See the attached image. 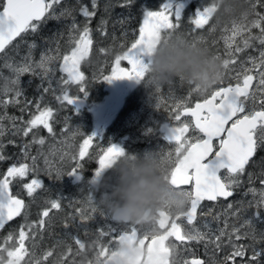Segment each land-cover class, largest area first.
Listing matches in <instances>:
<instances>
[{"label":"snow or ice","instance_id":"6c2138e0","mask_svg":"<svg viewBox=\"0 0 264 264\" xmlns=\"http://www.w3.org/2000/svg\"><path fill=\"white\" fill-rule=\"evenodd\" d=\"M61 3L62 0H0V53H4L13 41L23 34L38 32L49 20L59 21L62 17L71 20L66 25V51H61L59 43L63 33L57 32L45 42L49 46L41 52L39 60L32 57V50L36 48V44L32 43L28 45V54L22 58L21 63L5 65L15 73V79L9 82L11 87L6 86L0 90V95L4 97L0 99V107L18 105L21 113H29V118L25 120L23 115L8 116L6 112L0 115V161L9 159L4 154L2 141L6 133L21 138H27L31 134L32 138L19 145L20 158L11 164L5 173L0 174V229L21 215L25 220L17 234L10 233L3 243H0V264H46L49 258L53 257L54 251L51 249L45 250L39 256L34 251L30 252L27 242H31L33 249L38 246L37 237L42 239L44 231L50 227L54 210H63V200H68L67 206L74 209L63 223L66 230L74 226H84L96 215L113 219L104 212L103 199L97 202L90 191L86 197V206H77L82 202L63 194L57 198L45 199V206L38 214L39 219L29 222V205L19 193L12 191L14 182L19 183L22 190L34 201L38 190L47 191L40 178L41 173L55 182L65 177L80 180L83 176V161L91 158L89 150L93 141L99 140L95 133L85 136L81 132L78 134L84 138L75 154L66 150L71 147L66 140L60 141L62 147L56 151L44 153L42 149H38L36 155L30 152L33 145L43 146L46 142L45 137L38 136L41 127L49 135H56L53 127L55 110L48 105L42 106L45 94L51 93L61 107L67 104L73 111L80 94L87 95L88 81L81 65L89 58L94 43L90 24L96 16L97 0H91V8L86 5L79 7V13L84 17L82 25L76 21L71 9L65 8L57 14L56 7ZM135 3L136 0H123L120 6L130 8ZM257 6L264 8V0H255L251 3L249 12H245L239 22L233 20L231 28L226 26L223 30L225 34L221 39L224 43L225 58L221 59L219 54L215 56L221 60L225 73L235 72L234 76L229 77L228 83L225 85L222 74L211 91L202 94L198 87L192 88L188 97L176 99L165 108L169 119L175 122L165 125V139L171 148L167 153L154 155L162 165L166 181L185 197L182 208L177 212L158 209L152 230L142 231L136 227V223L131 222H128L130 226L124 229L114 226L107 229L101 227L98 236H110L111 239L107 246H98L95 264H112L113 258L121 254L125 245L136 243L149 253L148 256L140 258V264H176L174 259H170L176 245L166 243L169 238L181 245L197 242L203 243L206 249L211 245L217 251L221 250L223 241L227 239L232 250L224 257V264H235L237 257L243 258L246 255V246L236 242L248 237L256 241L255 224L264 223V178L260 179V189L250 187L243 194L247 196L251 193V200L229 202L220 212H216L214 207L221 199L228 201L234 196L235 190L242 183L241 178L246 173L249 183L253 182V174L248 173L247 169L257 163L258 153L264 151V14L256 11ZM181 7H174L171 2L162 4L159 10H147L141 6L142 23L138 33L133 30L135 38L130 46L115 54L110 74L94 75L93 80L111 83L114 79H129L142 83L147 77L151 56L156 47L172 39L181 28L184 20L180 14ZM217 10L216 0L206 5L200 4L195 16L188 20L192 26L190 33L199 32L209 25ZM249 15L255 18L249 20ZM127 21L128 17H125L117 23L123 27ZM106 25L107 20L102 19L98 28L102 35H107ZM254 29L258 30V34L253 33ZM214 30L213 25L210 31ZM124 35H128L127 31ZM190 42L192 46H196L205 41L203 36H199ZM256 42L259 44L258 55L247 53L248 49L255 47ZM52 44L55 47H52ZM99 51L101 54H107L109 50L100 48ZM124 61L127 62L126 67L121 66ZM57 72L61 74L59 78L56 77ZM24 74H30L40 80L36 86L39 95L33 99H21L24 92L19 85L20 77ZM233 80L235 83H232ZM72 85L77 86L78 95L70 94ZM192 93L200 97L194 104L191 100ZM32 105L35 112L29 111V106ZM161 107V99L157 97L155 108L159 110ZM6 119L10 121V126H5ZM64 122L66 127L62 134L67 131L68 117H65ZM147 131L151 133L153 129L149 128ZM8 143L15 146L16 140H9ZM55 156L61 161L66 158L71 160L72 167L65 169L58 165L53 158ZM123 157L135 159V155L127 154L117 144L109 143L107 147L100 148L96 157L98 167L87 181L90 188L99 185L104 174ZM41 158L44 162L43 168L38 167ZM259 164L264 166V157H261ZM29 176L32 177L30 180L27 179ZM261 176L264 177V172ZM205 201L214 204L203 211ZM231 218L238 221L239 226L237 223H230ZM77 220L79 224H76ZM87 231L85 228V234ZM154 232L158 234H153ZM65 235L70 236L78 246L76 255L85 250L86 243L81 240L79 234L72 236L66 232ZM260 239L264 242V233L260 234ZM9 242H13L12 247L7 246ZM93 243L98 244V241ZM154 250L164 257L162 261L151 257L150 254ZM71 253L72 249L69 247L57 264H63ZM261 258H264V248L257 250L253 247L248 264H260ZM184 264L205 262L193 258L190 261L185 260Z\"/></svg>","mask_w":264,"mask_h":264},{"label":"rangeland","instance_id":"374dc122","mask_svg":"<svg viewBox=\"0 0 264 264\" xmlns=\"http://www.w3.org/2000/svg\"><path fill=\"white\" fill-rule=\"evenodd\" d=\"M101 1L103 3H101L102 5H99V2L97 1L96 16L92 18L90 24V27L93 30L92 36L94 40L91 54L90 57L81 65V70L85 73L88 81L86 85L88 89L87 95L85 96L83 94H80L79 96V99L83 100L84 107L76 108L73 106V111L70 105L65 104L63 107H61V105L53 98L51 93L45 94L42 106L45 105V101H50L51 103L55 102V108H53L55 110L53 127L56 135L55 137L49 135L47 131L41 127L38 130V136L45 137L46 142L43 146L33 145L30 149V152L32 155H36L38 149H42L44 153L56 151L58 149H61L62 147L60 141L66 140V143L68 145H71V147H68L66 150L75 154L76 152H78L79 144L84 138L83 136L78 134L81 132L84 133L85 136L95 133L99 140H94L93 146L89 150L93 157H91L90 159L86 158L83 161V176L80 180H77L74 177H65L63 180L55 182L54 180L49 179L47 176H44L41 173L40 178L43 180L47 191L38 190L34 201L33 198L27 196L26 191L22 190L19 183L14 182L12 187L13 193H19L21 198L24 199L25 202L29 205V208L27 210L28 216L30 215V217H28L29 222L39 219L38 214L45 206V199L57 198L60 194L81 201L82 203L77 206H86V197L88 196L90 191L97 202L102 200V193L104 191L102 185L105 181L114 183V174L110 170H108L102 177L100 184L91 188L87 181L91 179L93 172L98 167L96 157L100 151V148L107 147L109 143L117 144L122 147L127 154L132 151L135 153V156H137L135 151L140 144L134 145L132 143V141L134 140V133L135 131L140 130L144 136L148 135L149 137L150 133L147 132V130L150 128V126H152L155 136H153L151 140L154 139V141H152V143L150 144L145 138H143L142 142H144L145 140V144L149 145H147L148 147H146L148 149H145L146 152L140 151L141 155H144L148 152H152L154 154H164L170 150L171 146L168 143H165L161 138L162 135L158 133V131L162 130L159 124L160 122L164 123L168 119V113L165 111V108L169 104L173 103L176 99L188 97V94L192 89L190 85L186 84L184 81H181L178 78L171 83L163 84L164 86H158L149 83L148 77H146V79L142 83H137L135 80L129 79H114L111 81V83L103 80H93L94 75H99L100 73L110 74L111 64L115 54L117 52L125 50L128 46H130L132 40L135 38L133 35V30H135L134 25H138L139 28L140 24L142 23V13L140 11L141 6H143L147 10H159L162 4L168 2H171L174 7L177 5L182 6L180 9V14L184 19L181 26V29H183V31H180L179 29L173 37L180 36L187 41H192L194 37L203 36L205 41L203 44L207 46V49L212 54H219L221 56V59L225 58L224 43L221 39V37L225 34L223 30L226 26L228 28H231L232 21L236 20L237 22H239L242 17L240 11L229 15L224 14L221 8V14H219V10H217V12L210 20L209 25H207L199 32L190 33L189 29L192 26L188 23V20L195 16V12L200 7V4L206 5V3L202 1L196 0L198 4L193 7V9L191 10L192 12H187V8L193 0H136V3L133 4L130 8L120 6L123 0H117L115 4H118L119 6H114L112 2H108L107 0ZM253 2H255V0H251L248 5L246 0H239V3L243 5V10H245L246 12H249L251 3ZM81 5H86L91 8V0H62V3L56 7V12L57 14H59L61 10L65 8L71 9L73 10L72 14L75 16L76 21L82 25L84 23V17L79 13V7ZM256 11L264 14V8H260L259 6H257ZM125 17H128V21L122 27L117 23V21ZM254 18L255 17L253 15H249V20H252ZM102 19L107 20V35H102L98 30ZM70 22V18L63 17L59 21L49 20L46 24L41 26L38 32H28L26 34H23L21 37H18L15 41H13L12 44H10L6 48L4 53H0V90L4 89L6 86L11 87L9 82L15 79V73L11 68L6 67L5 65H16L21 63L22 58L28 54L29 44H36V48L32 50V57L34 60H39L41 52L45 49V47L49 46L45 42L53 38L57 32H62L63 36L59 38V43L61 51H66L68 48V35L66 25ZM213 25L215 26V30L210 31ZM125 31H127L128 33L126 37L124 35ZM253 33L258 34V30L254 29ZM219 40L221 41L219 45L221 48H219L217 45ZM214 41L215 43H213ZM211 44H213L214 47L213 45L211 46ZM121 45H124V47L122 48ZM199 45H201V43ZM51 46L55 47L54 44H52ZM206 46L204 47L206 48ZM100 48H106L109 51L107 54H101L99 51ZM258 48L259 44L258 42H256L255 47L248 49L247 53L258 55ZM121 66L126 67L127 62H122ZM222 74L224 75L226 85L229 81V77L234 76L235 72L225 73L224 69H222ZM60 75L61 74L59 72L56 73L57 78H59ZM36 82H38V84L40 83L39 78L32 77L30 74H24L20 77L19 86L21 89H23L24 92V96L21 97L22 100L24 98L33 99L39 95V93L36 91V84L32 87L29 86L30 84ZM232 83H235V81L233 80ZM169 85L171 88H169ZM157 86L159 87V91H157ZM70 94L78 95L77 86L72 85L70 87ZM9 95H11V93ZM165 95L166 99L164 97ZM157 97L161 99L162 103V107L159 110L155 108ZM3 98L4 97L0 95V99ZM199 98L200 97H198L195 93H192V102L194 100H198ZM167 100H169V103L164 105V102L166 103ZM100 106L104 107L99 112ZM29 111L35 112L34 105L29 106ZM5 112L8 116L20 117L21 115H23L25 120L29 118V113H21L20 106L18 105L9 104L6 108L0 107V115H4ZM138 114L140 115L138 116ZM65 117H68L67 131H64L62 134V130L66 127L64 122ZM137 118L138 120L144 119V124L146 123V126L143 123H136ZM96 119H99V124L94 130ZM133 123H135L136 125L135 129L130 131L123 130V128L129 127ZM4 124L6 127L10 126V121L6 119L4 121ZM74 133L76 134L73 135ZM31 138V134L27 138H21L18 136L14 137L10 133H6V135L2 138V141L4 144V154L8 156L9 159L4 160L3 164H0V174L5 173L7 171V168L20 158L19 145L23 141L30 140ZM13 139L16 140L15 146L8 143L9 140ZM261 157H264V151L259 152V155L256 159L257 163L254 165H250L247 169L248 173L253 174V182L251 184L249 183L248 175L246 173L241 178L242 185L235 190L237 192V195H239L245 202L252 199L251 193H249L247 196L243 195L248 191L250 187H254L257 189H260L262 187L260 184V179L264 178L261 176V173L264 172V166L259 164ZM53 158L58 165L63 166L65 169H70L73 165V162L71 160H68L67 158L63 161H61L58 156H55ZM38 167H44L43 158L38 161ZM31 178L32 177L29 176L27 179L30 180ZM62 204V211L55 212L54 210V214H51L52 218L50 227H48L47 230L44 231L43 238L41 239L40 237H37L38 246L33 249L31 242H27L29 251H34L37 256L41 255L45 250L48 249L54 251L53 257H50L46 264H57V261L60 260L62 255L68 251L69 247H71V249L73 248L72 253L67 256V259L63 261V264L69 262L70 264H73L71 262V258L76 260V264H80V262L84 260L85 257H87L88 260H92L98 250V246H107L109 240L111 239L110 236H98V230L101 227L107 229L110 226H114L118 229H124L130 226L128 222H119L114 219L96 215L94 219L88 221L84 226H81L79 228L74 226L66 230L63 227L65 218L68 216L65 214V209L67 210L66 213H73L74 209L67 206L68 200H63ZM225 206L226 205H224V208ZM224 208L216 212H220ZM103 210L108 214V217H112L111 213L104 205ZM22 218L23 219L17 223H10L8 225H5L7 226L5 230H0V243H3L4 238L7 237L10 233H18L20 225L25 222L23 215ZM232 219L233 218H231L230 220L232 221ZM79 223V220H77L76 224ZM233 223H237V225L239 226L238 221H233ZM153 226L154 225H136V227H138L142 231L152 230ZM85 228H87L88 230L87 234H85ZM243 231L244 230L242 229V232ZM66 232L71 233L72 236L79 234L82 240L83 238H87L86 235H92L91 237L87 238L89 239V243H91L92 245V249L95 248L92 255L90 256L89 254L88 256L84 252L76 255L78 246L70 236L65 235ZM261 233H264V223H256L255 242L251 239V237L244 238L236 242L238 244L246 246V255L243 258L237 257L235 264H248L249 258L252 255L253 247H255L257 250L264 248V242H262L260 239ZM153 234H155V232ZM48 241L49 243H47ZM94 241H98V244L93 243ZM12 243L13 242H9L7 246L12 247ZM228 248V241H223V247L221 248L220 252L221 255L216 253V258L214 260H211L210 262L216 264L218 259L223 260V254L225 257V252H228V254L231 252L227 251ZM183 251L184 249L176 245L173 257H171V259L175 260L176 264H181L185 260L182 255ZM203 251L202 255L205 256L206 251L208 252V249H206L204 252ZM191 254L192 250H188L185 255L190 256ZM26 259L28 258L26 257ZM260 264H264V258L260 259Z\"/></svg>","mask_w":264,"mask_h":264},{"label":"clouds","instance_id":"9594fccd","mask_svg":"<svg viewBox=\"0 0 264 264\" xmlns=\"http://www.w3.org/2000/svg\"><path fill=\"white\" fill-rule=\"evenodd\" d=\"M218 9L224 14L240 11L245 14L239 0H217ZM222 75V62L207 48L196 45L180 36L162 42L154 50L147 73L148 82L154 85L171 83L182 79L203 94L212 90ZM115 182L105 181L102 199L114 220L140 225H154L158 209L179 211L185 197L166 181L162 165L152 152L137 155L135 159L120 158L109 169ZM138 253L134 245H125L112 264H133ZM96 256V254H95ZM85 257L80 264H95Z\"/></svg>","mask_w":264,"mask_h":264},{"label":"flooded vegetation","instance_id":"af4514ba","mask_svg":"<svg viewBox=\"0 0 264 264\" xmlns=\"http://www.w3.org/2000/svg\"><path fill=\"white\" fill-rule=\"evenodd\" d=\"M134 27H135V30L138 32V25L136 26V25H134ZM90 57V56H89ZM170 94V93H169ZM165 97V99H166V95L164 96ZM200 99V98H199ZM169 100H167V102L165 103L164 102V105L165 104H167V103H169L168 102ZM83 107H84V104H83ZM103 107L104 106H100L99 107V112L103 109ZM132 111H133V109H132ZM140 114H138V116H139ZM128 116H129V114H128ZM122 121H123V119H122ZM144 122H145V120L144 119H141V120H138V118H137V121H136V123H143L144 124ZM167 123H175L174 121H171L170 119H169V117H168V119L163 123V122H160V127L162 128V130H160V131H158V133L160 134V135H162V140L165 142V143H167V141H166V139L164 138V136H163V129H164V127H165V125L167 124ZM98 124H99V119H96V122H95V124H94V130L97 128V126H98ZM136 128V125H135V123H133V124H131L129 127H125V128H123V130H126V131H130V130H133V129H135ZM150 128L151 129H153L152 128V126H150ZM148 132V131H147ZM153 136H155V134H154V131H152L150 134H149V137H148V135H146V136H144L143 134H142V132L139 130V131H135V133H134V140L132 141V143L133 144H135L136 145V142H137V144H140L138 147H137V149L138 150H136L135 152H136V154L137 155H141V153H140V151H142V152H146V150L148 149V148H146L147 147V145H149V144H145V142H142V140H143V138H145L149 143H151L152 142V137ZM148 137V138H147ZM140 142V143H139ZM145 148H146V150H145ZM129 154H131V155H135V153L134 152H132V151H130L129 152ZM258 155H259V153H258ZM258 155H257V157H258ZM90 157H93V155L90 153ZM257 157H256V159H257ZM241 185H242V183H241ZM240 185V186H241ZM241 200H243L239 195H237V192L235 191V194H234V196L233 197H231V198H229V200L228 201H225V200H223V199H221L219 202H216L215 203V207H214V210L215 211H219V210H221L222 208H224V205H226L228 202H235V201H241ZM244 201V200H243ZM213 204H214V202H208V201H205V202H203V207H202V210L203 211H206L209 207H212L213 206ZM198 211H200V210H198ZM231 220H229V222H230ZM233 221H236L234 218L232 219V221L230 222V223H233ZM222 226V225H221ZM214 227H215V225H214ZM155 234H158V233H155ZM87 236V238H89V237H91L92 235H86ZM87 238H83V241L86 243V248H85V250L83 251L85 254H87L88 256H89V254H90V256L92 255V253L94 252V249H92V245H91V243H89V239H87ZM82 240V239H81ZM224 241H227V239H225ZM166 243H175V245H178L180 248H182V249H184V251H183V253H182V255H183V258L185 259V260H191V259H193V258H196V259H201V260H203L204 262H205V264H213V263H211L210 261L211 260H214L215 258H216V253L217 254H219V255H221L220 254V252H221V250H219V251H217V250H215L214 249V247L213 246H209L207 249H208V252L206 251V254H205V256H206V258H205V256H203L202 255V251L204 250H206L205 249V246H204V244L203 243H197V242H190V243H187V244H184V245H181L179 242H176V241H174V239L173 238H169V241L168 242H166ZM91 245V246H90ZM132 245H134L135 246V244H132ZM73 249V248H72ZM188 250H192V254L190 255V256H186L185 254L187 253V251ZM232 249H231V246L229 245V248L227 249V251H231ZM203 251V252H204ZM225 254L227 255L228 254V252H225ZM70 257V256H69ZM171 259V258H170ZM184 260V261H185ZM184 261L181 263V264H184ZM71 262L73 263L74 262V264H76V260L75 259H73V258H71ZM65 264V263H64ZM66 264H70V262L69 263H66ZM216 264H224V254H223V260L222 259H218V261H217V263Z\"/></svg>","mask_w":264,"mask_h":264},{"label":"trees","instance_id":"16d2710c","mask_svg":"<svg viewBox=\"0 0 264 264\" xmlns=\"http://www.w3.org/2000/svg\"><path fill=\"white\" fill-rule=\"evenodd\" d=\"M99 3V5L102 3V1L100 0H97ZM108 2L110 1V0H107ZM199 1H202V2H204V3H206V4H208V3H210V2H212V0H199ZM251 0H246V2H247V4L249 5V2H250ZM110 2H112L113 3V5L114 6H116V5H118V4H115L116 2H117V0H111ZM216 2H217V0H216ZM198 3H197V1L196 0H193L190 4H189V6H188V8H187V12H192L191 10L193 9V7H195L196 5H197ZM119 6V5H118ZM222 8V7H221ZM221 8L220 9H218L219 10V14H221ZM183 19V18H182ZM180 31H183V29H181L180 28ZM220 43H221V41L219 40L218 41V47L220 48ZM208 45V44H207ZM201 46H206L205 44H203V43H201ZM206 48H207V46H206ZM36 84V86L38 85V82H36V83H32V84H30L29 86H34ZM45 105H48V106H50L51 108H55V102H50V101H45ZM0 164H3V161H1L0 162ZM3 166V165H2ZM1 166V167H2ZM38 207V206H37ZM65 211L67 212V210L65 209ZM28 217H30V215L28 216ZM23 218H22V215L20 216V217H16L15 218V220L12 222V224H14V223H17V222H19V221H21ZM5 228H7V226H5L2 230H5Z\"/></svg>","mask_w":264,"mask_h":264},{"label":"water","instance_id":"95a60500","mask_svg":"<svg viewBox=\"0 0 264 264\" xmlns=\"http://www.w3.org/2000/svg\"><path fill=\"white\" fill-rule=\"evenodd\" d=\"M81 104H82V101H81V99H78V101H77V103H76V107H79V106H81ZM166 135H167V128L165 129V132H164V136L166 137ZM15 219V218H14ZM13 219V220H14ZM11 222V221H10ZM10 222H8V223H10ZM7 224V223H6ZM137 250H138V253H137V255H136V257H135V260H136V262L138 263V262H140V258H141V246L139 245V244H137ZM149 255V253H147L146 252V255L145 256H148ZM151 257L153 258V259H156V260H160V261H162L163 259H164V257L162 256V255H160V253L158 252V251H156V250H154L151 254Z\"/></svg>","mask_w":264,"mask_h":264},{"label":"bare ground","instance_id":"6f19581e","mask_svg":"<svg viewBox=\"0 0 264 264\" xmlns=\"http://www.w3.org/2000/svg\"><path fill=\"white\" fill-rule=\"evenodd\" d=\"M99 1H100V0H99ZM110 1H111V0H110ZM102 4H103V3H102ZM102 4H101V5H102ZM106 4H107V3H106ZM103 6H104V5H103ZM104 9H105V8H104ZM105 11H106V10H105ZM114 13H115V12H114ZM115 14H116V13H115ZM112 15H113V14H112ZM102 17H103V16H102ZM113 31H114V30H113ZM114 32H115V31H114ZM209 40H210V39H209ZM212 45H213V44H211V46H212ZM215 45H216V44H215ZM213 47H214V45H213ZM213 47H212V48H213ZM220 48H221V47H220ZM218 50H219V49H218ZM215 54H216V53H215ZM172 85H173V84H172ZM163 86H164V85H163ZM174 86H175V85H174ZM169 88H171L170 85H169ZM181 88H182V87H181ZM183 90H184V89H183ZM165 91H166V90H165ZM173 91H174V90H173ZM180 91H182V90H180ZM167 92H168V91H167ZM143 96H144V95H143ZM170 96H171V95H170ZM173 96H174V94H173ZM76 108H77V107H76ZM163 110H164V109H163ZM145 124H146V123H145ZM145 124H144V125H145ZM145 126H146V125H145ZM145 126H144V127H145ZM147 138H148V137H147ZM152 141H154V139H153ZM144 142H145V140H144ZM139 143H140V142H139ZM151 143H152V142H151ZM151 143H150V144H151ZM134 145H135V144H134ZM136 145H137V142H136ZM156 146H157V145H156ZM147 147H148V146H147ZM145 149H146V148H145ZM137 150H138V149H137ZM68 210H70V209H68ZM63 213H64V212H63ZM65 214L68 215L69 213H66V212H65ZM14 220H15V219H14ZM14 220H12L10 223H12ZM10 223H7L6 225H8V224H10ZM0 230H1V229H0ZM58 231H59V230H58ZM47 243H49V241H48ZM51 245H52V244H51ZM51 245H50V246H51ZM72 257H73V256H72Z\"/></svg>","mask_w":264,"mask_h":264}]
</instances>
